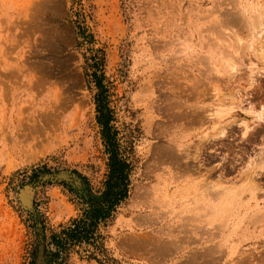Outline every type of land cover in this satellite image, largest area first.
Listing matches in <instances>:
<instances>
[{
  "label": "rangeland",
  "instance_id": "374dc122",
  "mask_svg": "<svg viewBox=\"0 0 264 264\" xmlns=\"http://www.w3.org/2000/svg\"><path fill=\"white\" fill-rule=\"evenodd\" d=\"M93 55L132 165L96 259L264 264V0H0V264L34 263L35 219L48 237L102 191ZM214 190L241 193L222 226L192 208ZM74 251L66 264H98Z\"/></svg>",
  "mask_w": 264,
  "mask_h": 264
},
{
  "label": "trees",
  "instance_id": "16d2710c",
  "mask_svg": "<svg viewBox=\"0 0 264 264\" xmlns=\"http://www.w3.org/2000/svg\"><path fill=\"white\" fill-rule=\"evenodd\" d=\"M83 34H81L82 36ZM84 77L88 85H92L95 93L93 105L95 124L106 156V175L102 191L98 195L82 198L83 207L77 217L68 224L59 227L57 232H50L48 237L41 222L35 219L36 250L33 260L38 257L39 246L42 248L44 264H66L69 254L81 248L87 260L101 264L97 255H101V236L99 229L106 227L113 220L117 207L128 197L129 177L132 165L129 160L130 143H121L118 131L114 127V115L109 107L111 84L103 75V57L93 55L85 59ZM73 175L84 180L76 172ZM84 188L86 183H82ZM79 196V195H78ZM36 215H33V218ZM37 253V255H36ZM34 262V261H33ZM34 264V263H32Z\"/></svg>",
  "mask_w": 264,
  "mask_h": 264
},
{
  "label": "bare ground",
  "instance_id": "6f19581e",
  "mask_svg": "<svg viewBox=\"0 0 264 264\" xmlns=\"http://www.w3.org/2000/svg\"><path fill=\"white\" fill-rule=\"evenodd\" d=\"M259 14V13H258ZM256 16V15H255ZM262 19L261 16H257L255 20H249L248 22H237V21H228L224 23L223 25H219L217 28L214 29L215 31V39L217 40H233L238 42L239 41V32L241 28L247 27L249 30H252L253 33L255 32V29L258 28V26L261 25ZM257 31V30H256ZM261 32V31H260ZM250 36V35H249ZM226 42V41H225ZM224 42V43H225ZM212 44V43H211ZM262 44V43H261ZM260 44V45H261ZM263 46V45H262ZM230 47V46H229ZM260 47V46H259ZM258 47V48H259ZM231 49V48H230ZM262 49V47L260 48ZM220 51V50H219ZM222 52V51H221ZM228 53L230 51L227 50ZM233 52V51H232ZM220 53V52H219ZM262 53V52H261ZM260 54V53H259ZM221 55V53H220ZM229 57V56H228ZM262 58V57H261ZM226 100V99H225ZM219 107V106H218ZM259 112V111H258ZM257 113V112H256ZM259 114V113H257ZM260 116V115H258ZM261 119V118H260ZM248 160V159H247ZM252 161V160H251ZM251 165V164H250ZM260 168V167H259ZM250 170V169H249ZM251 177V176H250ZM237 180V179H236ZM229 181V180H228ZM233 183V182H232ZM248 185V184H247ZM252 185V184H251ZM219 186V185H218ZM234 186V185H233ZM237 186V185H235ZM243 186V193L245 190H247L246 184ZM231 187V186H230ZM240 187V186H239ZM232 188V187H231ZM242 188V187H240ZM235 189V188H234ZM249 189V188H248ZM237 190V189H236ZM240 192V189L238 190ZM238 192L234 193L231 190H214L213 193L210 196L209 202L204 204L203 202L200 203L197 201L192 207L194 210L204 211L202 212L204 215L207 216L208 221L211 220H220L221 226L225 225L226 223L230 222L233 215H235L236 210L238 209V206L240 204V194ZM30 198V192L27 189L25 192L22 193L20 196L21 202L25 205L28 204ZM208 198V197H207ZM201 200V199H200ZM205 200V199H204ZM208 201V200H207ZM193 202V201H192ZM29 207V206H28ZM241 207V206H240ZM190 211V210H189ZM200 213V212H199ZM202 215V214H201ZM203 215V216H204ZM190 216V215H189ZM193 216V215H192ZM197 216V215H196ZM199 216V215H198ZM205 216V217H206ZM181 217V216H180ZM199 218V217H198ZM198 220V219H197ZM201 220V218H200ZM230 220V221H229ZM211 223V222H210ZM217 224V223H216ZM209 225V224H208ZM214 225V224H213ZM41 259V251H39V259L38 262Z\"/></svg>",
  "mask_w": 264,
  "mask_h": 264
},
{
  "label": "water",
  "instance_id": "95a60500",
  "mask_svg": "<svg viewBox=\"0 0 264 264\" xmlns=\"http://www.w3.org/2000/svg\"><path fill=\"white\" fill-rule=\"evenodd\" d=\"M61 176H65L64 174H61ZM57 177V175H55V176H52V177H50L49 179H47V181H51V180H59L58 178H56ZM41 246H39L38 248H40ZM37 252H38V249H37ZM36 255H37V253H36ZM34 264H44V258H43V255H42V248H41V259H40V261L38 262L37 261V259L35 258V260H34Z\"/></svg>",
  "mask_w": 264,
  "mask_h": 264
}]
</instances>
